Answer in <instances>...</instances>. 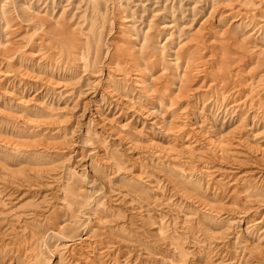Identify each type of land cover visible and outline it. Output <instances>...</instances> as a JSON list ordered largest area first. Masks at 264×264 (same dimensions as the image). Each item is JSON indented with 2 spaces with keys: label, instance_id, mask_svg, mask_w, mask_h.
Segmentation results:
<instances>
[{
  "label": "rangeland",
  "instance_id": "374dc122",
  "mask_svg": "<svg viewBox=\"0 0 264 264\" xmlns=\"http://www.w3.org/2000/svg\"><path fill=\"white\" fill-rule=\"evenodd\" d=\"M205 262L264 264V0H0V264Z\"/></svg>",
  "mask_w": 264,
  "mask_h": 264
},
{
  "label": "bare ground",
  "instance_id": "6f19581e",
  "mask_svg": "<svg viewBox=\"0 0 264 264\" xmlns=\"http://www.w3.org/2000/svg\"><path fill=\"white\" fill-rule=\"evenodd\" d=\"M194 136V135H193ZM217 147V146H216ZM219 149H221V148H219ZM225 151V148L224 147H222V150L221 151ZM201 169H204V168H201ZM206 170V171H205ZM205 170L203 171V174L204 175H209V174H207V172H208V169H206L205 168ZM220 175V174H219ZM230 177L231 176V178L232 179H234V178H237V179H239L240 177H237V174L236 173H232V171H231V173L230 174H228V175H226V177ZM224 178V177H223ZM219 179H221V177H219L218 179H216V180H219ZM231 179V180H232ZM216 180L214 181V182H216ZM153 187V186H152ZM4 188H5V186H4ZM7 189V188H6ZM11 189V188H10ZM5 191V190H4ZM185 195L188 197V198H191V199H193V201H196L197 203H199V205L200 206H202V208H206V210H208L209 212H214V211H217V212H221L222 210H221V207H217V206H215V205H213V204H210V203H205V202H203V201H201V200H198V199H196L195 197H193V196H191V195H189L187 192H185ZM244 196V195H243ZM245 199V198H244ZM233 209H229L228 210V212H226V213H229L230 211H232ZM97 243V242H96ZM91 244V243H90ZM95 245V244H94ZM102 249V248H101ZM100 248H99V250H101ZM107 249V248H106ZM108 250V252H109V249H107ZM99 252V251H98ZM105 254V255H104ZM102 255H104V256H106V255H108V253H106V251H104L103 249H102V251L99 253V256H102ZM72 256V255H71ZM202 264V263H201ZM204 264H208V263H204Z\"/></svg>",
  "mask_w": 264,
  "mask_h": 264
}]
</instances>
